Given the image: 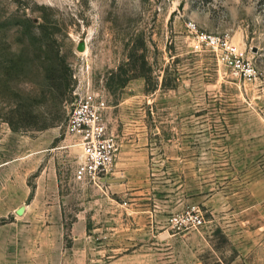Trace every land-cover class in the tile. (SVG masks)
Returning <instances> with one entry per match:
<instances>
[{"label":"rangeland","instance_id":"1","mask_svg":"<svg viewBox=\"0 0 264 264\" xmlns=\"http://www.w3.org/2000/svg\"><path fill=\"white\" fill-rule=\"evenodd\" d=\"M190 22L228 35L258 82ZM88 90L118 143L97 181L66 129ZM263 108L264 0H0V264H262L226 227L264 169ZM194 205L202 226L175 220Z\"/></svg>","mask_w":264,"mask_h":264},{"label":"built area","instance_id":"2","mask_svg":"<svg viewBox=\"0 0 264 264\" xmlns=\"http://www.w3.org/2000/svg\"><path fill=\"white\" fill-rule=\"evenodd\" d=\"M189 28L197 32V47L207 46L216 51L219 58L237 77L245 81H257L261 72L257 64L249 58L228 35L199 32L196 23ZM108 104L106 98L88 90L76 98L67 120V133L74 136L81 145V160L76 168L78 177L97 181L104 178L115 161L118 143L109 130L106 121ZM183 224L198 228L204 224V216L199 208L191 206L180 216L175 217Z\"/></svg>","mask_w":264,"mask_h":264},{"label":"crops","instance_id":"3","mask_svg":"<svg viewBox=\"0 0 264 264\" xmlns=\"http://www.w3.org/2000/svg\"><path fill=\"white\" fill-rule=\"evenodd\" d=\"M261 110L264 112V108ZM239 187L245 191L247 203L231 206V211L235 214L227 223L226 231H229L231 240L240 247L254 251L262 250L264 253V169L248 174L246 181ZM244 212L248 214H243ZM75 228L73 227V230ZM86 240H89V237L75 234L71 246L67 247L63 242L61 252L63 257L67 258L68 253L79 254V245L81 241L86 242ZM260 260L264 264V257Z\"/></svg>","mask_w":264,"mask_h":264},{"label":"trees","instance_id":"4","mask_svg":"<svg viewBox=\"0 0 264 264\" xmlns=\"http://www.w3.org/2000/svg\"><path fill=\"white\" fill-rule=\"evenodd\" d=\"M65 75H66V74L58 75V77H64V78H65ZM10 123L12 124V122H10ZM47 126H49V125H46V127H47ZM46 127H44V128H46Z\"/></svg>","mask_w":264,"mask_h":264}]
</instances>
